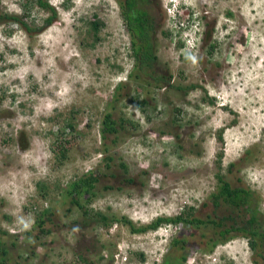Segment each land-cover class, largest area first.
I'll use <instances>...</instances> for the list:
<instances>
[{
	"label": "rangeland",
	"instance_id": "obj_1",
	"mask_svg": "<svg viewBox=\"0 0 264 264\" xmlns=\"http://www.w3.org/2000/svg\"><path fill=\"white\" fill-rule=\"evenodd\" d=\"M37 1L0 0V17L44 27L30 34L0 23L7 264H164L176 237L188 238L174 253L186 256L183 264H264L261 236L256 250L241 232L211 251L209 239L224 228L136 233L122 221L140 229L187 211L245 227L256 214L264 235V0L146 4L156 26V71L171 76L161 86L130 77L135 60L118 0H43L58 14L48 27L51 13ZM107 113L125 124L102 140ZM92 170L103 173L98 195L78 210L64 192ZM218 175L253 192L252 209L216 207ZM45 210L49 233L32 231ZM101 213L114 219L110 227Z\"/></svg>",
	"mask_w": 264,
	"mask_h": 264
},
{
	"label": "trees",
	"instance_id": "obj_2",
	"mask_svg": "<svg viewBox=\"0 0 264 264\" xmlns=\"http://www.w3.org/2000/svg\"><path fill=\"white\" fill-rule=\"evenodd\" d=\"M150 1L151 0H118L122 8L124 21L130 32L132 53L135 60V69L133 73H131L130 77H134L135 79H138L142 82L144 81L148 84H152L154 82V84L161 86L170 81L171 76L167 77L163 74H159L155 68L159 63L156 51V26L154 18L151 16L149 10L144 8L145 6L147 7L146 4H149ZM37 4L44 11L51 13V16L45 21L46 27L51 26L58 16L56 10L49 3L43 0H38ZM3 21H13L19 23L30 34L34 32H40L44 28L32 29L26 22L15 16L4 15L0 17V23ZM94 26V29H97V23H94ZM194 87L195 86H191V88ZM115 98H119V93L115 95ZM120 120L121 124L119 125V123L114 119L112 113H107L103 117L102 128L100 131L102 140H106L113 135L117 136L120 133L121 128L124 129L125 121L124 119ZM219 138L222 140L221 135ZM234 167V164L230 165L228 172H232ZM102 175L103 173L98 172L97 170H92L86 173L79 180L70 183L66 187L64 195L66 197L72 198L71 203L77 207L78 210L84 209L94 200V198L97 197L98 192L96 189ZM217 179L220 183L219 191L213 195L214 205L216 207H219L222 203H224L234 210L237 209L243 211L252 209L255 202H253L255 198L253 192L243 187H234L229 181L225 179L223 175H218ZM47 214H49V210H45L39 214L32 231L36 230V228H40L42 233H49L48 230L43 229L46 218H48ZM97 216L104 227H110L114 222V219H111V222L109 218L104 216L102 213L98 214ZM122 221L124 224L130 226L131 229L136 233H144L148 230L156 231L162 225H185L197 230L209 226L214 229L219 227L224 228L221 232L217 233L215 237L209 239L211 251L218 243L226 242L229 239L230 234H233V236H237L241 232L244 234L247 233V235L250 234L249 244L253 250H256L258 247L256 238L259 236L264 237V235H262L257 228L258 217L256 214H251V217L245 227H236L235 225L231 227H225V224L223 225L222 223H218L210 216L207 219H202L200 217H194L192 213L187 211H183L179 216L173 218H160L154 224L140 229H135L134 225L126 219H122ZM32 231L27 232L26 235L31 236ZM3 235H6V233L3 232ZM187 243L188 238H174L171 246L173 251H170V253L165 256L164 264H183L186 262V256L180 258L174 253L178 252L179 249L181 251L185 250ZM9 253V250L4 247V242L0 237V264H7Z\"/></svg>",
	"mask_w": 264,
	"mask_h": 264
},
{
	"label": "flooded vegetation",
	"instance_id": "obj_3",
	"mask_svg": "<svg viewBox=\"0 0 264 264\" xmlns=\"http://www.w3.org/2000/svg\"><path fill=\"white\" fill-rule=\"evenodd\" d=\"M232 235V236H231ZM235 235V234H234ZM229 237H233V234H230V236Z\"/></svg>",
	"mask_w": 264,
	"mask_h": 264
},
{
	"label": "clouds",
	"instance_id": "obj_4",
	"mask_svg": "<svg viewBox=\"0 0 264 264\" xmlns=\"http://www.w3.org/2000/svg\"><path fill=\"white\" fill-rule=\"evenodd\" d=\"M171 4V3H170Z\"/></svg>",
	"mask_w": 264,
	"mask_h": 264
}]
</instances>
